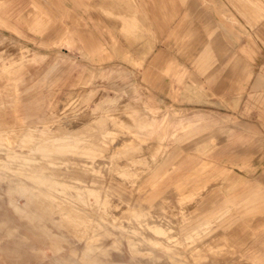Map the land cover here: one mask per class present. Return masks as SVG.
Segmentation results:
<instances>
[{"label": "rangeland", "instance_id": "374dc122", "mask_svg": "<svg viewBox=\"0 0 264 264\" xmlns=\"http://www.w3.org/2000/svg\"><path fill=\"white\" fill-rule=\"evenodd\" d=\"M259 2L227 5L232 22L211 0H0V123L14 129L18 116L51 110L58 116L60 103L84 93L85 82L98 91L91 106L105 90L118 93L111 105L103 100L82 109L93 119L78 122L75 134H0V264H264V102L252 88L260 78L264 92V0ZM134 14L138 28L128 33L121 18ZM67 30L72 48L53 46ZM90 32L103 47L94 57L85 46L93 40ZM15 62L22 64L20 73ZM124 113L135 121L164 119L145 137L165 136L170 165L157 183L148 181L156 162L139 167L136 137L128 148L130 140L118 137L111 152L109 116ZM181 121L193 124L181 130ZM242 161L247 170L238 167ZM116 163L124 166L116 175L130 170L127 180L137 172L136 189L113 178L115 167H109ZM52 170L58 175L39 182ZM69 175L80 180L59 183ZM232 175L243 183L233 184ZM110 184L129 199V214L116 193L103 190ZM198 186L183 197H195L193 208L185 207L187 201L179 207L182 190L189 194ZM216 186L218 194L202 198ZM202 187L209 190L199 196ZM221 192L232 215L223 221L226 211L200 215L220 207L214 202L221 203ZM201 200L208 204L196 209Z\"/></svg>", "mask_w": 264, "mask_h": 264}, {"label": "crops", "instance_id": "0c3cea01", "mask_svg": "<svg viewBox=\"0 0 264 264\" xmlns=\"http://www.w3.org/2000/svg\"><path fill=\"white\" fill-rule=\"evenodd\" d=\"M198 1L206 2V0H198ZM211 1L215 5L222 8V10L224 11L223 12L224 15H226L230 21H232V22L236 21L232 11L228 8L227 5L234 6V8H235L236 2L240 1V0H211ZM243 1H246L255 7H259V5H260L259 0H243ZM121 20L123 23V26H122L123 30H125L128 33H133V31H135L138 28L136 26L138 20H137V17L135 14L130 16L129 18L122 17ZM37 23L38 22L36 21V24ZM223 29H224L225 33L228 34V30L225 28H223ZM89 34L93 38V40H91L93 42L90 41L89 43H86L85 46H87V50H88L87 55L94 57L96 54L99 55L100 54L99 52L103 51V47H102L101 42L96 40V38L92 32H90ZM72 41L73 40L71 38V31L67 30L63 33L62 37L57 38V41L53 42V46L61 47L63 45H66L70 49V48H72V44H73ZM93 60H94V58H93ZM32 61L36 62L37 57L32 59ZM16 64H18V65H16ZM14 65H16V67H14V68H16L15 69L16 73L17 72L20 73L22 68H23L22 64L15 62ZM169 65H167V68L169 67ZM9 70H10V68H7L5 70L7 72L6 74H8V73L12 74V73H10ZM262 81L263 80L258 78V80L254 83L252 88L254 89V93L259 96V99H261L262 102H264V92H263V90H262V92L259 91V88H261V86H262ZM178 82L180 83V78L178 79ZM83 84H84L83 86L85 87L86 91L84 93H82V92H79L78 94L75 93V95H73V96H71V94H70L68 98L64 99L60 103L58 116L54 115L53 111L51 110L53 107H50L51 104H49L48 108L51 110L50 115H44L42 117H37V115L25 114L23 116H18L16 118L18 121V123H16V124H18V126L14 129H11V127L9 126L10 123H6V122L0 123V134H4L6 132H11V131L19 132L21 130H30L33 132H45V135L56 137V138L75 134L78 130V122L93 119V118L89 119L87 117V114L84 115L83 113H85V112H83L82 109L90 108L92 110L95 106L102 104L103 100L105 102L108 101L109 105H111V104H113V102H115L116 98L118 97V93L113 91V89L105 90V91H103V94H100V97L98 98L99 100L97 102H95V104H93V106H91L90 105L91 100H93L95 94L98 91L94 88L93 89L88 88V85L86 82ZM195 117L200 119V118H202V115L197 114ZM109 122H110V128H109V136L110 137L109 138H110L111 142H112V140L114 141V145H111V152H113L112 148H114V147L117 148V146H118L117 142L115 141L118 139V137L125 136L127 138V140L129 139L130 142H133V143H134V138L136 137L137 140L140 142V145L139 144H137V145L141 146V150H140V152H141V164L139 167H142L145 164H151V163L156 162L157 165L154 166V170L149 175L148 181L153 180L155 183L159 182V178H161V173H164V171L166 170L165 166L170 165L168 163L169 159H164V155H163L164 148H165L163 146L164 141H165V136L160 135L159 137H157L154 140H147L145 137L149 136L150 133L148 134V132H151V130H153V128L161 127L162 125H164V119H162L160 121H157L155 119H151L148 122L135 121L134 118L129 117L127 113H124V114L116 115L113 117H112V115L109 116ZM113 123L115 124V126ZM192 124H193V122H190V121H187V122L181 121V123H179V126L181 127V130H186V129L190 128L192 126ZM118 125L121 126V128H118ZM63 129H66V130H63ZM178 140L184 141L183 138H179ZM133 143L128 145L127 141H126V148H128V146L131 147L133 145ZM111 162H114V160L111 159ZM111 166L114 168L113 164L110 165V168H111ZM203 167H205V166H201L200 168L199 167L198 168L201 169ZM238 167L243 169V170H247L250 166H248L247 161H242L240 164H238ZM196 171H198V170H196ZM165 173L163 175H165ZM230 179L233 181V184H235V185L243 183L242 180L238 179L234 175H232L230 177ZM217 183L220 184V181H218ZM207 184H212V186L215 185L214 181H211V182L206 181L204 185H207ZM177 185L180 186V185H182V183H179ZM204 185H201V186H204ZM253 185H257V186L261 187V184L258 182H255ZM201 186L196 187L192 192H189V194H185V190H182V196L179 197V199H178L179 207H180V202L182 201L183 197L191 196L197 190H199V188ZM218 186H220V185H218ZM218 186H216L214 189H212L210 192H208L205 196H202V198L208 196L211 192L218 194V190H217ZM231 186H234V185H231ZM186 193H188V192L186 191ZM219 195H220V197L222 196L223 200L222 201L220 200L221 203L214 202V206L220 205V207L219 208L214 207L210 211L203 209V210L199 211L200 215L212 214L213 209H215V211H216L215 213H218L221 211L227 212L226 216L221 221H223L226 217H229L230 215H232L230 212H228V210L230 209V207L228 206L230 203L228 201L229 199L225 198V196H223L224 195L223 192L219 193ZM223 203H225V204H223ZM207 204H208V201H204V200L202 201L201 200L200 202H198L196 209L202 208V206L204 207ZM180 214H181V209H180ZM198 214L195 216L198 217ZM172 216L175 217V215H173V214H172ZM221 221L217 222L216 224L220 223ZM205 222H206V220L203 223H205ZM201 224L202 223L200 222L198 225L200 226ZM216 224H214L213 227Z\"/></svg>", "mask_w": 264, "mask_h": 264}, {"label": "bare ground", "instance_id": "6f19581e", "mask_svg": "<svg viewBox=\"0 0 264 264\" xmlns=\"http://www.w3.org/2000/svg\"><path fill=\"white\" fill-rule=\"evenodd\" d=\"M75 120V119H74ZM61 122V121H60ZM66 126V125H65ZM70 129V128H69ZM63 130H66V129H63ZM88 133V132H87ZM87 137V136H86ZM85 137V138H86ZM110 137V136H109ZM106 138V137H105ZM90 139V138H89ZM48 140V139H47ZM87 140V139H86ZM100 139H98V141H99ZM89 141V140H88ZM87 141V142H88ZM101 141H103V140H101ZM100 141V142H101ZM109 141V140H108ZM90 142V141H89ZM104 142V141H103ZM105 142H107V141H105ZM110 142V141H109ZM109 142H107V143H109ZM117 142V141H116ZM85 143V142H84ZM106 143V144H107ZM130 143H133V142H130ZM87 144H90V143H87ZM105 144V143H104ZM116 144V143H115ZM117 144H120V142H117ZM34 145V144H33ZM101 146V145H100ZM35 147V146H34ZM101 147H103V146H101ZM105 147L106 146H104V150H105ZM68 148H69V146H68ZM29 149V148H28ZM54 149V148H53ZM52 149V150H53ZM59 149V148H58ZM90 149V148H89ZM32 150V149H31ZM85 150V149H84ZM92 150V149H91ZM99 150V149H98ZM101 150V149H100ZM104 150H102V151H104ZM96 151V150H95ZM101 151V152H102ZM91 152V151H90ZM98 152H100V151H98ZM116 152L117 151H115L114 153L116 154ZM121 152V151H120ZM123 153V152H122ZM128 153H129V151H128ZM127 153V154H128ZM93 154H95V153H93ZM97 154V153H96ZM104 154V153H103ZM127 154H125L126 156H127ZM33 155V154H32ZM89 155V154H88ZM92 155V154H91ZM35 156V155H34ZM97 156V155H96ZM102 156V155H101ZM100 156V157H101ZM125 156V157H126ZM83 157H85V156H83ZM89 157H90V155H89ZM93 157V156H92ZM92 157H90V158H92ZM40 158V157H39ZM89 158V159H90ZM116 158V157H115ZM124 158V157H123ZM92 159H94V158H92ZM121 159H122V157H121ZM120 159V160H121ZM127 159V158H126ZM70 161V160H69ZM121 161H123L124 162V160H121ZM135 161V160H134ZM133 161V162H134ZM44 162V161H43ZM67 162V161H66ZM126 162H128V161H126ZM136 162V161H135ZM37 163H39V162H37ZM83 163V162H82ZM111 163H113V162H111ZM139 163V162H138ZM89 164V163H88ZM117 164V163H116ZM126 164V163H125ZM128 164H132V161H131V163H128ZM135 164V163H134ZM140 165V164H139ZM143 165V164H142ZM147 165V167L149 168V167H151L150 166V164H146ZM37 166V165H36ZM60 166H62V165H60ZM113 166L115 167V169H113V167L111 166V168L113 169V172L111 171V175H113V178H118V179H123L124 180V182H121L122 183V185H124V186H127V188H131L132 190H134V189H136L137 187H134V185H136V183H137V181L135 180L138 176H137V172L136 171H134L133 172V179L132 180H127V179H130V177H129V175L131 174L129 171V169H127L126 171H128V176L126 175L125 177H121V176H118V175H116V172L118 173V172H120L121 171V169L124 167V166H122V164L121 165H119V164H117V165H115V164H113ZM135 166V165H134ZM145 166V165H144ZM153 166V165H152ZM102 167V166H101ZM100 167V169L102 170L103 168H101ZM107 167V166H106ZM127 167V166H126ZM135 167H138V164H137V166H135ZM51 168V167H50ZM110 168V167H109ZM127 168H131L130 166L129 167H127ZM44 169V168H43ZM54 169V168H53ZM88 169V168H87ZM133 169V168H132ZM47 169H45L44 171H46ZM63 170V169H62ZM109 170V169H108ZM124 170V169H123ZM20 171V170H19ZM35 171V167H33V169H32V172H34ZM64 171H65V169H64ZM69 171H71V170H69ZM38 172V171H37ZM22 173V172H21ZM102 173H103V171H102ZM101 173V174H102ZM121 174V173H120ZM35 175V174H34ZM56 175H58L57 173H56V171L55 170H52V171H50L49 173H45V174H43L41 177H40V181L39 182H41V183H46L47 181H48V179H49V177L50 176H56ZM104 175V174H103ZM39 176V175H38ZM105 176V175H104ZM65 179V181L64 182H59L60 184H62V185H64L65 187L67 186V185H69L70 183H75V182H78L80 179H78V178H76V177H74L73 175H69V176H63ZM93 177V176H92ZM34 178V177H33ZM102 178V177H101ZM53 179V178H52ZM105 179V178H104ZM54 180V179H53ZM122 181V180H121ZM86 182V181H85ZM37 183V182H36ZM105 183V182H104ZM94 184H96V183H94ZM131 184H132V187H131ZM40 185V184H39ZM98 185V184H97ZM96 185V186H97ZM105 185V184H104ZM118 185V184H117ZM121 185V184H120ZM119 185V186H120ZM82 186H84V185H82ZM97 188V187H96ZM118 187H112L111 186V184L109 185V186H104L103 187V190L105 191V193H108V194H110V193H112V192H114V193H116L115 194V196H117V198H115L116 199V201H118L121 205H122V209L124 210V213H126V214H129L130 212H129V209H130V201H129V199L128 200H124L123 201V198H122V195H121V191H120V189L118 188ZM30 189V188H29ZM79 189V188H78ZM90 189V188H89ZM209 189L206 187H202V189L200 190V193L198 194L199 196L200 195H204L207 191H208ZM29 191V190H28ZM38 191V190H37ZM92 191H94V190H92ZM42 193V192H41ZM55 194V193H54ZM72 195H73V193H72ZM107 195V194H106ZM50 196V195H49ZM54 196V195H53ZM56 196H58V195H56ZM68 196V195H67ZM52 197V196H51ZM114 197V196H113ZM55 198V197H54ZM62 198V197H61ZM85 198V197H84ZM112 198V197H111ZM195 198V197H194ZM194 198H192L191 200H189V202H188V200H186V198L185 199H183L182 200V202L183 203H185L186 201L188 202L187 204H186V206L185 207H190V209H192L193 208V204L191 205V203H192V200L194 199ZM66 199V198H65ZM114 199V198H113ZM114 199V200H115ZM197 199V198H196ZM58 200V199H57ZM61 201V200H60ZM68 202H70V201H68ZM72 202V201H71ZM113 202V201H112ZM182 202H180V203H182ZM110 204V203H109ZM135 204V203H134ZM141 204H143V203H141ZM140 204V205H141ZM163 204V203H162ZM57 205V204H56ZM116 205V204H115ZM183 205V204H182ZM60 206V205H59ZM64 206V205H63ZM78 206V205H77ZM81 206V205H80ZM88 206V205H87ZM117 206V205H116ZM71 206L69 205V208H70ZM83 207V206H82ZM110 207H112V206H110ZM110 207H109V209H110ZM67 208V207H66ZM75 208V207H74ZM78 208V207H77ZM85 208V207H84ZM87 208V207H86ZM118 208H119V206H118ZM132 208V207H131ZM72 210H73V208H71ZM113 209V208H112ZM115 209V208H114ZM165 209V208H164ZM121 210V209H120ZM68 211H70V209L68 210ZM75 212H76V210H74ZM73 211V212H74ZM113 211V210H112ZM60 212V211H59ZM73 212H71V213H73ZM82 212V211H81ZM111 212V211H110ZM116 212V211H115ZM118 212V211H117ZM69 213V212H68ZM141 213V212H140ZM67 214V213H66ZM120 214H121V212H120ZM132 214V213H131ZM65 215V214H64ZM78 215V214H77ZM110 215H112V214H110ZM137 215L139 216V212L137 213ZM141 215V217H144V214H140ZM113 216V215H112ZM122 216V215H121ZM72 218H73V216H71ZM102 217V216H101ZM69 218V217H68ZM104 218V217H103ZM126 218V217H125ZM128 218V217H127ZM126 218V219H127ZM67 219V218H66ZM125 219V220H126ZM71 220V219H70ZM70 220H69V222H70ZM82 220V219H81ZM92 220V219H91ZM107 219L105 218V220L104 221H106ZM78 221V220H77ZM85 221H86V219H85ZM127 221V220H126ZM64 222V221H63ZM82 222V221H81ZM131 222V221H130ZM67 223V222H66ZM72 223V222H71ZM87 223V222H86ZM129 223V222H128ZM65 224V223H64ZM76 224V223H75ZM80 224V223H79ZM83 224V223H82ZM97 224H99V223H97ZM111 224V223H110ZM168 224H170V223H168ZM71 225V224H70ZM89 225H91V224H89ZM67 226V225H66ZM86 226H88V225H85L84 227L86 228ZM79 227H82V226H79ZM70 228V227H69ZM78 228V227H77ZM168 228H170V226L168 227ZM86 229H88V228H86ZM169 230V229H168ZM74 231V230H73ZM78 231H80V230H78ZM82 232L84 231V230H81ZM169 231H173V229L172 230H169ZM84 232H86V231H84ZM163 233H165V231H162ZM87 233V232H86ZM75 234V233H74ZM84 235V234H83ZM87 236V235H86ZM88 236H90V234H89V232H88ZM84 238V237H83ZM80 240V239H79ZM87 240V239H86ZM85 241V240H84ZM90 241V240H89ZM100 241V239L99 238H97V239H95V242H94V244L96 243V244H98V242ZM88 242V241H87ZM93 243V242H92ZM134 245H135V243H134ZM94 246V245H93ZM96 247V246H95ZM165 247V246H164ZM159 249V248H158ZM162 251V250H161ZM172 252H174V251H172ZM171 252V254H173ZM164 253V252H163ZM166 253V252H165ZM200 252H196V254H199ZM218 254V253H217ZM176 255V254H175ZM200 259H202V255H197ZM181 257V256H180ZM197 259V258H196Z\"/></svg>", "mask_w": 264, "mask_h": 264}]
</instances>
